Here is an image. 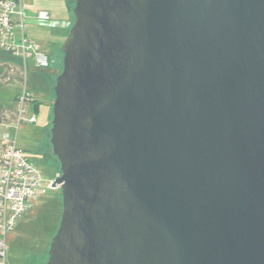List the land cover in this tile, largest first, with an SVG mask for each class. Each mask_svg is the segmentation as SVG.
<instances>
[{
  "label": "water",
  "instance_id": "1",
  "mask_svg": "<svg viewBox=\"0 0 264 264\" xmlns=\"http://www.w3.org/2000/svg\"><path fill=\"white\" fill-rule=\"evenodd\" d=\"M74 14L46 264H264V0H76Z\"/></svg>",
  "mask_w": 264,
  "mask_h": 264
},
{
  "label": "rangeland",
  "instance_id": "2",
  "mask_svg": "<svg viewBox=\"0 0 264 264\" xmlns=\"http://www.w3.org/2000/svg\"><path fill=\"white\" fill-rule=\"evenodd\" d=\"M28 10H49L52 19L41 21L36 18L28 21L29 36L35 39L42 50L49 54L50 67L44 70L49 78V92L39 112L30 106L20 111L17 99L24 89L25 64L15 62L2 63L0 73V135L10 132L22 151H25L35 162L43 175V186L40 195L33 200L32 207L19 219L15 228L7 235L9 244V264H46L49 259L50 245L56 234L63 212V196L61 187L52 188L55 178L61 176V163L53 153L51 144V128L53 121L54 87L58 75L63 69L64 38L69 33L65 23L75 21L74 7L76 0H22ZM36 13V11H34ZM35 15V14H34ZM70 16V17H69ZM69 35V34H68ZM51 55V56H50ZM49 70V71H46ZM32 68L29 73L31 74ZM28 76V74H27ZM29 81V79H28ZM31 87H29V90ZM17 98V97H16ZM32 113L37 121L30 123Z\"/></svg>",
  "mask_w": 264,
  "mask_h": 264
},
{
  "label": "built area",
  "instance_id": "3",
  "mask_svg": "<svg viewBox=\"0 0 264 264\" xmlns=\"http://www.w3.org/2000/svg\"><path fill=\"white\" fill-rule=\"evenodd\" d=\"M34 17L41 21L51 20L48 10H37ZM29 14L22 0H0V48L11 51L38 68L50 67L49 54L29 36ZM24 89L17 99L20 111L34 100L26 73ZM30 123L37 121L32 113ZM43 175L31 157L19 147L10 132L0 135V264H9L8 234L19 219L32 207V202L42 191Z\"/></svg>",
  "mask_w": 264,
  "mask_h": 264
},
{
  "label": "trees",
  "instance_id": "4",
  "mask_svg": "<svg viewBox=\"0 0 264 264\" xmlns=\"http://www.w3.org/2000/svg\"><path fill=\"white\" fill-rule=\"evenodd\" d=\"M51 56V55H50ZM0 61L2 63L15 62L22 64L23 60L20 57L15 56L11 51H7L0 48ZM4 66H0V73L3 71ZM30 68H32L31 74L29 73ZM43 68H38L34 65H28L26 73L28 74L29 86L31 87L32 95L34 100L32 102V108L35 112H39L41 105L44 102V97L46 93L49 92V78ZM45 69V68H44ZM47 69V68H46ZM49 71V70H46ZM17 97V98H16ZM15 99H18L16 94ZM2 118L0 117V122Z\"/></svg>",
  "mask_w": 264,
  "mask_h": 264
},
{
  "label": "crops",
  "instance_id": "5",
  "mask_svg": "<svg viewBox=\"0 0 264 264\" xmlns=\"http://www.w3.org/2000/svg\"><path fill=\"white\" fill-rule=\"evenodd\" d=\"M68 2H69V8H71V0H68ZM48 10V9H47ZM34 11H37L36 9H34V10H28L27 9V12H28V14H29V20H34ZM49 11V10H48ZM50 12V11H49ZM51 13V12H50ZM70 17V16H69ZM51 19H52V14H51ZM65 25H67L68 26V28H70L71 27V25H72V19H71V17L69 18V21H67L66 23H65ZM69 34V33H68ZM68 34L66 35V37L64 38V40L68 37Z\"/></svg>",
  "mask_w": 264,
  "mask_h": 264
},
{
  "label": "flooded vegetation",
  "instance_id": "6",
  "mask_svg": "<svg viewBox=\"0 0 264 264\" xmlns=\"http://www.w3.org/2000/svg\"><path fill=\"white\" fill-rule=\"evenodd\" d=\"M52 187V186H51ZM59 187V186H58Z\"/></svg>",
  "mask_w": 264,
  "mask_h": 264
}]
</instances>
